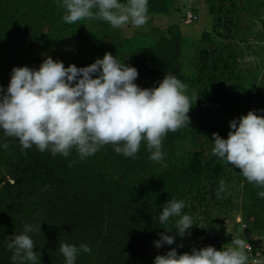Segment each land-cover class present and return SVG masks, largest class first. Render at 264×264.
I'll return each mask as SVG.
<instances>
[{
	"label": "trees",
	"instance_id": "16d2710c",
	"mask_svg": "<svg viewBox=\"0 0 264 264\" xmlns=\"http://www.w3.org/2000/svg\"><path fill=\"white\" fill-rule=\"evenodd\" d=\"M169 2L148 0V11L167 9ZM61 3L62 0H0V86L5 90L14 67L38 69L48 56L63 62L65 67L74 64L79 68L111 53L129 66L137 62L132 67L138 70L135 83L141 88L157 87L164 76L173 71L171 62L178 58L183 39L168 44L163 38L135 37L110 44L107 22L84 19L66 24L62 19L65 10L59 6ZM241 68L239 62H234L233 73H241ZM258 80L254 77V90L244 85L242 74L236 76L232 84L233 88L239 85L242 91L246 89L250 99L254 96V107L258 106L262 93ZM221 92L220 103L231 98L232 93L236 94L227 87ZM201 98L196 101L197 106L207 103ZM213 104L209 102L208 112L198 113V107L191 109L190 125L169 132L163 139L162 162L167 161V166L149 159L146 141H142L134 158L117 154L109 144L92 156L80 159L75 149L68 157L53 156L50 151L40 152L35 146L21 150L18 139L6 137L0 129V165H5L15 180L14 184H8L16 187L10 194L23 190L19 198L25 201L19 206L27 204L33 214H40L37 228L41 231L36 238L40 256L50 255L54 246L61 243L75 245L78 249L82 244L89 246L91 252L79 251L75 264H154L156 255H163L172 248L178 254H190L193 248L190 238L186 235L181 238L170 224L168 227L173 231L168 234L175 237V243L160 252L154 242L165 232L158 218L162 203L169 201L171 196L185 202L184 209L194 222L193 214L199 203L209 197L212 202H220L221 196H217L220 180L216 187L209 182V175L211 164L215 163L213 176L223 173L219 170L222 166L213 160L214 157L202 158V152L196 149L202 129L203 134L210 131V136L215 130L221 137L228 135L229 128L214 127L221 119L219 110L214 112L216 117L212 119L217 124H206L205 118L212 116ZM183 140L190 142L194 149L181 151L177 148ZM4 144L8 147L4 148ZM179 185L184 188H178ZM5 196L0 195V230L11 231L16 226V208L5 203ZM6 217L9 219L4 224ZM169 222L172 223V218ZM196 227L197 224L194 226L197 231ZM4 239L0 236V242ZM59 261L66 264L62 254ZM4 262L10 264L0 251V263Z\"/></svg>",
	"mask_w": 264,
	"mask_h": 264
},
{
	"label": "clouds",
	"instance_id": "9594fccd",
	"mask_svg": "<svg viewBox=\"0 0 264 264\" xmlns=\"http://www.w3.org/2000/svg\"><path fill=\"white\" fill-rule=\"evenodd\" d=\"M59 6L65 10L62 19L69 25L96 19L113 28L129 24L141 28L150 18L148 0H62ZM138 75L135 67L118 61L111 53L86 67H65L50 56L38 69L14 67L7 89L0 86V129L6 137L18 139L21 150L35 146L40 152L68 157L75 149L80 159L109 144L117 154L134 158L146 141L149 159L162 162L163 139L169 132L190 125L189 112L199 95L193 92L189 96V86L172 74L151 88L138 86ZM229 127L226 139L212 134V154L239 169L248 183L264 188V116L250 110L230 121ZM225 190L221 180L217 196ZM257 195L264 198V191ZM184 208L185 202L175 198L163 205L158 219L165 232L154 242L155 247L175 243V237L168 234L173 231L167 226L170 218H178L174 229L181 238L194 225L189 214H182ZM36 230L25 225L24 234L10 237L13 262L35 264L34 241L27 233ZM246 247L243 239L234 238L222 250L207 246L178 254L172 248L156 255L154 264H248ZM81 250L91 252L84 244L79 249L67 243L59 245L66 264H75Z\"/></svg>",
	"mask_w": 264,
	"mask_h": 264
},
{
	"label": "rangeland",
	"instance_id": "374dc122",
	"mask_svg": "<svg viewBox=\"0 0 264 264\" xmlns=\"http://www.w3.org/2000/svg\"><path fill=\"white\" fill-rule=\"evenodd\" d=\"M188 10L198 13L199 18L195 23L185 22V14ZM148 14L150 17L148 22L152 23L147 22L141 28L132 27L131 24L123 28L109 26L107 32L109 43L115 44L121 39L135 37L154 40L163 38L168 44L173 42L172 40L183 39L178 58L175 62H171L173 71L169 72L189 86V96L196 92L199 95L197 100L202 96L201 99L207 101L202 106H197L195 102L191 109L198 107V113L208 112L209 102L214 103L211 107L212 116L205 118L206 124L209 126L217 124L212 121L216 117L214 112L217 110L221 114V119L214 127H226L229 131V122L233 119L238 120L241 115H246L250 110H255L257 115L264 116V111H260L264 109V0H170L167 9L148 11ZM200 17H203L205 24H212L213 28L211 27L210 31L205 32L198 40L186 37L187 30L195 28ZM245 51H248V55H244L239 60V54ZM234 62H242L241 73L240 71L233 73ZM130 65H137V62H131ZM241 74L244 85L253 90L254 77L261 82L262 93L259 95L260 100L256 107H254V96L250 99L246 89L242 91L238 88L239 85L232 87L236 76L241 77ZM226 87L228 91H234L236 94L232 93L231 98L220 103L223 97L221 91ZM203 132L204 129L200 133L202 135L199 136L196 149L199 153L202 152L201 157L204 159L214 157L213 160L222 166L219 168L220 172H223L213 176L215 163L212 161L214 164H211L209 182L216 186L219 180H223L226 190L220 193L219 203L212 202L209 197L197 205L193 216L198 229L196 231L193 227L192 231L191 227L187 238H190L193 248L213 246L217 250L230 246L234 238L243 239L247 245L245 251L249 258L248 264H264V198L257 195L259 191H264V188L248 183L239 169L215 155L212 156L213 136H210V131L207 134ZM212 133H216V130ZM227 136L225 134L222 138ZM177 148L183 151L194 149V146L183 140ZM206 161L204 163H207ZM162 163L169 165L167 161ZM0 179H2L0 195L3 197L6 195L5 203L8 206L11 204L13 209L16 208L14 215L17 217L16 219L14 216L16 226L13 229L12 226L11 231L0 230V233L5 234V236L0 234L1 238H5L0 242V251L5 258L10 261V264H19V261L13 262L11 259L14 249L8 248L11 242L10 237L24 234V226L32 225L37 230L27 234L34 241V251L37 255L35 264H62L59 261L61 254L59 245L54 246L55 250L50 255L40 256L41 250L36 248L38 243L36 238L39 236L37 234L41 231L37 228L40 214H33L27 204L23 207L19 206L25 201L19 198L23 190L15 195L10 194L16 187H10L8 184H14L15 180L8 174L5 165H0ZM8 219L6 217L4 224H7ZM25 264H32V262L25 261Z\"/></svg>",
	"mask_w": 264,
	"mask_h": 264
},
{
	"label": "crops",
	"instance_id": "0c3cea01",
	"mask_svg": "<svg viewBox=\"0 0 264 264\" xmlns=\"http://www.w3.org/2000/svg\"><path fill=\"white\" fill-rule=\"evenodd\" d=\"M202 18H203V17H200V19H199V21L197 22L195 28L187 30L186 37H189V38H193V39H195V40H198V39H199V38H200L205 32L210 31L211 27L213 28L212 24H210V23H209V24H205V22L202 20ZM210 21H211V20H210ZM148 23L151 24L152 22H148ZM212 23H213V19H212ZM244 55L247 56V55H248V51H245V52L240 53L238 59L241 60V57H244ZM239 63H240V65L242 66V62H239ZM260 83H261V82H260ZM172 187H175V184H174ZM176 187H177V186H176ZM179 187H181V188L183 187V188H184L183 185H179L178 188H179ZM172 198H175V199H176L175 196H171V197H170V199H172ZM176 200H177V199H176ZM165 203H166V202H165ZM165 203H162L161 208H163V205H164ZM187 213H188V210H186V211H185V209L182 210V214H187ZM188 214H189V213H188ZM176 219H178V218H177V217H173V218H172V223H173V224L170 223L169 221H168V224H170V225H172V226L174 227ZM194 223H195V222L193 221V224H194ZM167 226H168V225H167ZM194 226H195V224L192 226V231H193V227H194ZM161 227H164V225H161ZM190 229H191V228H190ZM190 229L188 230V233L186 234V238H187V235H189V231H190ZM166 249H167V244H164L162 247L157 248V250L160 251V252H165Z\"/></svg>",
	"mask_w": 264,
	"mask_h": 264
},
{
	"label": "built area",
	"instance_id": "2783aa9c",
	"mask_svg": "<svg viewBox=\"0 0 264 264\" xmlns=\"http://www.w3.org/2000/svg\"><path fill=\"white\" fill-rule=\"evenodd\" d=\"M199 18V15L194 10H188L185 14V22L186 23H195Z\"/></svg>",
	"mask_w": 264,
	"mask_h": 264
}]
</instances>
